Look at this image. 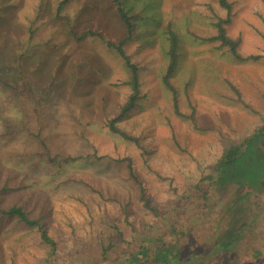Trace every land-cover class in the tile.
Returning <instances> with one entry per match:
<instances>
[{"label":"rangeland","instance_id":"374dc122","mask_svg":"<svg viewBox=\"0 0 264 264\" xmlns=\"http://www.w3.org/2000/svg\"><path fill=\"white\" fill-rule=\"evenodd\" d=\"M44 1L32 23L33 46L21 60L35 90L49 100L33 109L31 99L0 87V208L24 206L56 247L50 254L36 228L0 213V264H129L136 242L150 247L155 238L169 242L168 258L179 257L175 264H222V257L227 264H251L241 256L252 246L264 253V197L238 208L239 196L225 182L214 183L206 198L196 186L209 181L223 145L264 121V0H229L227 33L240 37L242 56H261L242 61L217 41L202 39L214 32L213 12L226 17L216 0H126L131 13L146 17L135 21L134 37L125 44L139 63L141 98L118 125L139 145L105 126L129 92L121 83L128 75L123 61L103 41H77L67 32L71 26L91 29L116 42L123 26L114 9L107 0H71L58 18L57 0ZM0 2L11 17L3 22L5 58L39 0ZM168 23L178 39L170 78L178 112L162 81ZM38 126L52 152L78 159L58 166L40 158ZM124 156L133 158L159 216L143 207Z\"/></svg>","mask_w":264,"mask_h":264},{"label":"trees","instance_id":"16d2710c","mask_svg":"<svg viewBox=\"0 0 264 264\" xmlns=\"http://www.w3.org/2000/svg\"><path fill=\"white\" fill-rule=\"evenodd\" d=\"M71 0H57L55 3L54 13L55 16L62 17V12L66 5ZM110 6L114 9L118 21L123 26V36L115 41H111L105 38L101 33L96 32L91 29H84L81 32H76L72 26L68 28L67 32L77 41H83L87 38H97L104 42L105 46L113 50L123 61L126 69L128 70L127 78L121 81L123 85H126L129 92L125 100L118 105L117 112L111 117H107L105 120V126L108 130L118 135L120 138L131 141L136 145H139V138L134 134L122 129L118 122H120L127 114L136 106L137 101L140 97V77H139V63L133 61L132 55L128 53L125 49V44L134 37L136 20H140V15H142L139 10L131 13L132 3L129 4L126 0H107ZM218 5H220L226 12V17H220L215 12L212 13V25L214 27V32L209 36L202 37L204 40L211 42H218L219 47H224L227 51L237 60L246 59H258L261 56H242L240 48V37H232L227 31L225 24L230 20L232 3L229 0H216ZM44 0H39V4L36 8V12L33 18H28L27 22H22L24 27V36L19 41L14 40L11 53L9 57L5 56L3 58L2 46H3V32L5 30L3 22L10 19L7 14L2 10L5 4L0 2V87L5 88L13 95H24V98L31 99L33 103V109L38 106V104L43 105L49 100V95L44 94L42 90L36 89L32 84L31 80L28 78L22 65V57L28 52V50L33 46V36L36 33V29L32 27V23L38 18L44 5ZM152 2L148 1L147 6H151ZM7 6V5H6ZM144 17V15H142ZM142 17V18H143ZM147 17H153L147 16ZM146 18V17H144ZM20 22H18L19 24ZM21 27V24H19ZM166 35L168 40V48L166 54L168 56V63L166 69L162 75V81L165 86L173 94V104L175 111L178 112L176 89L175 86L170 81L178 61V39L176 32L172 29L170 24H167ZM18 44H23L17 45ZM32 44V45H30ZM21 47V48H20ZM264 57V56H263ZM233 90H238L231 84ZM36 142L38 143L36 154L39 157H43L49 164L62 166L63 164L69 163L75 159L76 156L70 155L64 152H52L45 142V138L41 134V127L38 126L36 133L34 134ZM121 160L126 162V169L128 176L138 184L139 189V199L145 209L150 210L155 216H159V211L156 205L152 204L151 199L147 196L144 188L143 180L140 178L139 174L135 171L133 158L131 156H124ZM259 177L257 178V175ZM209 181L207 183L201 184V182L196 186V191L199 193V197L206 198L207 195H212V186L214 183L220 185L221 182H225V186L233 187V195H238L240 199L239 206L235 204L238 208L240 206L246 205L248 202L253 203L255 198L264 197V121L262 124L254 130L251 134L239 138L235 141H229L222 147L221 154L216 160L213 166V173L206 177ZM254 187V188H253ZM257 187V188H256ZM256 188V190H254ZM235 191V192H234ZM231 193V194H232ZM232 195V196H233ZM223 197H220L221 199ZM236 199V198H235ZM234 199V200H235ZM242 208V207H240ZM0 213L5 216L15 217L17 220L24 224L25 226L34 227L37 229L40 240L49 247L50 254H54L56 242L55 240L46 232L43 227L42 222L38 217H31L28 212L24 209V206L13 204L8 208H0ZM242 214V213H241ZM240 214V215H241ZM170 233L175 232L172 226L169 227ZM176 233H178L176 231ZM229 234H224L227 236ZM178 236V234H177ZM138 246L137 251L129 254L128 263L129 264H175L179 257L168 258L170 251V245L168 241L161 238L151 239L149 241L150 247H147L145 243L136 242ZM229 246V244H228ZM251 246V245H250ZM218 248H227L221 244ZM251 248V253L257 251L260 253L258 257L252 256L251 253H244L241 257H245L246 260L251 262V264H264V253L262 248H256L254 246ZM181 254V253H180ZM178 254V256H180ZM239 259V258H238ZM222 264H227L224 260L225 258L219 259ZM201 261V260H199ZM224 261V262H223ZM230 264H242L241 261L235 263V260H231Z\"/></svg>","mask_w":264,"mask_h":264}]
</instances>
